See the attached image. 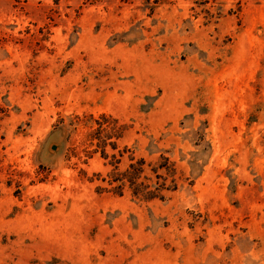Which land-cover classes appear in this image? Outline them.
I'll return each instance as SVG.
<instances>
[{
	"label": "rangeland",
	"instance_id": "374dc122",
	"mask_svg": "<svg viewBox=\"0 0 264 264\" xmlns=\"http://www.w3.org/2000/svg\"><path fill=\"white\" fill-rule=\"evenodd\" d=\"M0 264H264V0H0Z\"/></svg>",
	"mask_w": 264,
	"mask_h": 264
},
{
	"label": "trees",
	"instance_id": "16d2710c",
	"mask_svg": "<svg viewBox=\"0 0 264 264\" xmlns=\"http://www.w3.org/2000/svg\"><path fill=\"white\" fill-rule=\"evenodd\" d=\"M103 154H104V156H107L106 153H103ZM132 167H136L135 164H133ZM176 188H177V187L175 186V189H176ZM157 197H160L161 199L164 198L163 196H159V195H157L156 193L152 192V193H149V196L147 197V199H148V200H153V199H155V198H157Z\"/></svg>",
	"mask_w": 264,
	"mask_h": 264
}]
</instances>
